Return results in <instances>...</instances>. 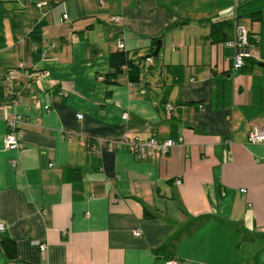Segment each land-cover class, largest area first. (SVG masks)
Returning a JSON list of instances; mask_svg holds the SVG:
<instances>
[{
  "label": "crops",
  "instance_id": "1",
  "mask_svg": "<svg viewBox=\"0 0 264 264\" xmlns=\"http://www.w3.org/2000/svg\"><path fill=\"white\" fill-rule=\"evenodd\" d=\"M117 42L137 82H105ZM19 63L47 75L8 78ZM261 64L264 0H0V240L15 247L0 264H264V141H246L264 128ZM12 114L21 147L5 149ZM131 136L176 143L136 159Z\"/></svg>",
  "mask_w": 264,
  "mask_h": 264
},
{
  "label": "built area",
  "instance_id": "2",
  "mask_svg": "<svg viewBox=\"0 0 264 264\" xmlns=\"http://www.w3.org/2000/svg\"><path fill=\"white\" fill-rule=\"evenodd\" d=\"M43 5H46L45 1L37 2L33 6L39 8ZM63 20H66L65 13H62V15L58 18V21ZM110 20L117 22L119 19L118 17H111ZM233 32L234 38L231 42L228 43V45L233 47V54L231 56V68L233 70H238L242 68V66L244 65V59L248 58L250 54L248 49V39L246 30L238 25H234ZM53 46V43L49 44V47ZM122 47L123 44L121 42H117V48L122 49ZM43 55L44 53H41V57H43ZM147 60H150V58H147ZM28 70H30V65L25 66L22 63H19L16 68H9L6 71V75L10 79L14 78L16 71H21L23 74L30 78H36L47 75V72L45 70H35L31 72H29ZM9 95L12 96V92H10ZM198 107L200 108V106ZM164 108L166 112H169L172 109V105L166 104ZM80 117V114H76L77 119H80ZM20 122L21 116L18 114H12L6 117V132L4 134L3 140L5 149H18L21 147V131L18 128ZM72 139H74V135L71 133L67 134V140L70 141ZM177 141L180 142L181 138H177ZM246 141L250 144L263 142L264 128L260 126L253 128V130L247 134ZM101 143H103L102 140H96V142L89 144L88 150L95 151L97 149L96 147ZM119 143L124 145L136 159H146L148 157L166 154L176 142L170 138L164 140H157L154 138L140 139L136 136H131L123 137ZM174 184L179 185L180 180L178 178L174 179ZM239 191L243 192L244 190L240 189ZM4 228V224L0 221V232L4 231ZM132 234L134 236H139L140 231L137 229L132 230ZM37 246L40 252H44L46 249L45 243H39L37 244ZM165 264H177V261L175 259H168L165 261Z\"/></svg>",
  "mask_w": 264,
  "mask_h": 264
},
{
  "label": "trees",
  "instance_id": "3",
  "mask_svg": "<svg viewBox=\"0 0 264 264\" xmlns=\"http://www.w3.org/2000/svg\"><path fill=\"white\" fill-rule=\"evenodd\" d=\"M215 25L216 23L210 24L212 31L214 30ZM108 61L111 71L104 76L107 84L112 82L111 78L121 72L126 73L130 82L134 83L138 81L140 72L139 61L128 57V54L124 50L117 48L115 51L110 52L108 55ZM143 212L145 216H149V212L145 208L143 209ZM0 245L7 259H13L15 257V247L12 240L2 237Z\"/></svg>",
  "mask_w": 264,
  "mask_h": 264
},
{
  "label": "water",
  "instance_id": "4",
  "mask_svg": "<svg viewBox=\"0 0 264 264\" xmlns=\"http://www.w3.org/2000/svg\"><path fill=\"white\" fill-rule=\"evenodd\" d=\"M156 52H157V48L155 49V51L152 53V55H156ZM261 66H264V64H261Z\"/></svg>",
  "mask_w": 264,
  "mask_h": 264
}]
</instances>
